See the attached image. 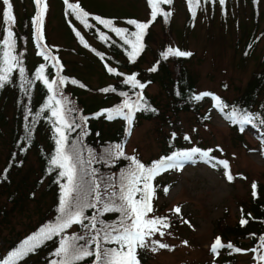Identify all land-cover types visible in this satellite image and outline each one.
<instances>
[{
    "label": "rangeland",
    "instance_id": "rangeland-1",
    "mask_svg": "<svg viewBox=\"0 0 264 264\" xmlns=\"http://www.w3.org/2000/svg\"><path fill=\"white\" fill-rule=\"evenodd\" d=\"M92 15L114 16L118 24L125 17H138L144 22L151 19V8L146 0H73ZM48 10L44 18V38L61 62V69L82 77L90 90L83 94L85 99H100L98 85L112 82L104 74L102 64L85 50L74 37L70 25L63 15L62 0H46ZM14 16L21 18L33 8L32 0H10ZM4 4L0 0V39L3 37ZM186 0H174L171 5V19L166 25L161 19L149 24L151 35L142 67L152 66L159 53L169 47L191 51L187 65L195 78L197 90L211 92L214 96L232 100L236 97L253 73L264 63V0H227L225 7L217 3L213 8L204 6L194 21H188ZM89 44L96 41L86 35ZM168 24V25H167ZM256 27L254 43L250 47V33ZM98 45V44H97ZM98 49V48H97ZM26 53V52H25ZM28 48L25 69L30 70L37 58ZM64 68V69H63ZM81 75V76H80ZM97 92V93H95ZM146 92L156 94L157 102L165 115L172 121L162 123L158 118L142 119L138 124H129L126 149L144 159L158 158L166 137L172 132L183 137L179 152L190 151L202 146L211 150L210 158L183 160V167L173 168L157 176L155 197L152 203L158 206L156 215L167 217L169 227L161 228L165 235L155 234L152 239L160 240L170 247L153 252L146 250V264H216L211 261L209 249L221 231V223L232 224L242 213V204L248 202L253 183H264V124L253 121L243 126L242 132L231 127L228 109H217L212 96L201 100L198 113L180 110L176 114L165 107L166 92L158 82L149 83ZM262 96V95H261ZM4 119L0 120V171L9 152V137L13 105L9 100L4 106ZM263 126V127H262ZM241 131V130H240ZM185 136L189 139H185ZM175 153V152H173ZM214 159L228 162L227 173L217 167ZM39 163L36 153L29 150L22 171L29 179H35ZM215 165V166H213ZM164 182V184H162ZM35 191V198L21 199L16 205L7 201L0 190V255L5 252L8 240L30 231L39 219L41 211L51 203V195ZM168 191L165 193L164 189ZM12 205V206H11ZM179 207L180 213L173 211ZM2 211L4 213H2ZM187 221V223H185ZM221 241L228 240L220 237ZM187 241V244L183 242ZM158 247V246H155ZM249 261L248 254L238 257L237 264Z\"/></svg>",
    "mask_w": 264,
    "mask_h": 264
},
{
    "label": "trees",
    "instance_id": "trees-1",
    "mask_svg": "<svg viewBox=\"0 0 264 264\" xmlns=\"http://www.w3.org/2000/svg\"><path fill=\"white\" fill-rule=\"evenodd\" d=\"M251 1L253 3L257 2V0ZM146 2L148 4V0H146ZM186 2L189 15L188 21L191 22L194 21V18L201 8L204 6H211L213 8L219 3V0H215L214 3L201 0L200 6L196 8L195 16H193L189 10L188 0H186ZM69 3L78 2L69 0ZM32 4V10L21 15L20 19H17V15L14 16L15 24L13 26V31L16 34V52L23 53V66H25V60L27 59L28 48L33 50L32 54L37 58L30 70L25 69V77L28 81H31V83L26 85V93L25 88L21 87V84L24 82L23 78H21L18 70H15L11 74L10 82L6 83L3 88H0V120L4 119L3 109L9 100L12 102L14 110L13 116L11 117L9 152L6 162L0 171V190L5 194L7 201L11 202L12 205H16L21 199L28 198L33 200L35 198V191L42 185L41 190L51 195V203L46 209L41 211L38 221L30 231L22 236H18L17 234L14 236V239L8 240L7 249L0 255V259L5 257L9 251L18 247L24 239L37 232L42 226L55 223L57 217L61 215L59 212L60 197L62 195L61 187L67 181L66 178L59 177L58 173L60 169L50 171V159L55 155L57 147L56 139L58 138V134L55 128L58 125L56 117L52 116L51 107H45V105L49 104L56 106L55 101L49 99L54 93L55 99L62 101V106L65 109L64 115L68 123L72 124V122L75 121V123L81 125V127H75L73 124L75 130L65 129L68 136L65 150L71 151L72 146L75 144L82 149V155L85 159L88 157V149L93 150L97 157V162H93L91 167L99 170L97 177L101 175L105 177L111 176L117 185L119 183L121 171L128 169L131 165V161L124 157L114 158V160L107 163L99 160V157L105 154V149L116 144H121L125 157L135 156L143 164L150 166L153 161H158L163 157L172 155L173 152L176 153L180 151V147L183 146L184 136L177 137L178 134L172 132L170 137L167 135L163 150L158 158L144 159L138 154L129 152L126 149L125 141L129 124L128 121L123 116H117L112 120H108L106 118L107 113L104 112V110L113 109L121 105L125 99L135 101L137 97L142 94L143 106L134 113L132 118L133 125L138 124L142 119L152 117L158 118L162 123L172 121L169 115H165V112L161 110L163 107L157 102L156 94H149L146 92L147 85L152 82H158L166 92L168 98L165 102V107L167 106L170 112L175 114L180 110H191L194 113H198L201 108L200 102L205 99V97H203L201 100L196 101L192 98L205 91L196 89L195 78L187 65L190 56H169L165 59L161 55V53L166 51L164 50L157 55L156 64L149 67L141 66V62L146 54L145 50H147L150 40V27L145 30L143 35L141 41L143 45L142 50L134 60L130 58L129 52L132 50L131 45L125 44L124 39H134L129 34L137 31V29L135 25H130L127 21L131 19L144 22L140 18L131 16L125 17L122 24H118L114 16L92 15L88 12L90 14L88 17V24L91 25V27H86L85 24L81 20L76 19L74 15H66V11L70 12V10L66 8L63 2V15L70 25L74 37L85 50H88L93 57L101 62V71L113 78L112 82L100 84L96 88V91L99 90L102 94L100 99H85L83 94L88 92L90 87L83 80V76L79 77L72 72L63 71L60 61L56 67H53L54 61L45 60L43 56L38 54L41 51H45L48 55L56 56L55 50L46 44L45 38L39 46L36 43L32 25V18L37 11L34 0H32ZM226 4L227 0H225L223 7H225ZM171 5L172 4H162L160 6L162 10L161 14L156 18L161 19L165 25L170 21L171 17L165 18L163 13H171ZM5 7L6 5H4V8ZM12 11L14 15L15 10H13V8ZM95 16L111 19L115 27L126 28L129 31L124 34V38L122 39L112 32L110 28H105L103 25L99 24L98 21L93 19ZM73 21L79 23L81 28L86 32V35L96 41L98 45L89 44L83 31L75 26ZM255 28L256 27H254L250 33V47H252L255 41ZM1 31L3 32V36L6 35V32L3 31V27ZM77 32L80 33V36L76 35ZM101 33H104L107 39L102 40L100 38ZM81 36L88 45L87 47H85V43L81 42ZM0 48H2V45H0ZM175 49L191 53L189 50L180 48ZM41 64L45 66L43 75L49 82L53 79L58 80L60 77H67L65 83L60 85L59 88L54 85V91H49L43 80L35 78ZM109 68L115 69V71L110 72L108 70ZM153 68L156 70L152 71ZM132 75H135L139 83L145 85L143 89L138 86L133 87L132 84L125 82L127 78ZM72 80H76L77 83H71ZM81 85H83V87H81ZM103 89H109V91L105 92ZM121 93H127V96H122ZM221 101L227 105L229 113H231L233 109H236L241 115L244 113L253 114L256 117V119H254L256 122L264 119V63L260 69L253 73L252 77L247 81L246 85L236 97L232 100L221 98ZM211 102L215 103V100L212 99ZM68 109H71V111H68ZM125 111H127V109H125ZM97 113L103 114L96 115ZM84 117H88L86 122ZM230 122L232 128L238 132H242L240 131L241 125L239 123H233L231 120ZM26 125L28 127H26ZM29 131L30 137L25 139V137L29 136ZM84 132L87 134L84 135ZM173 133H175V135H173ZM197 148L204 151L202 146L197 145ZM29 150L36 153V159L39 163L38 170H33V173L37 172L38 174L35 179H29L27 176L31 168L28 171H22V166ZM210 156L211 154H209V157ZM214 162L217 167L219 166L226 170L223 165L217 163V160L214 159ZM85 179H88V177H85ZM156 182L157 180L154 183V187L159 189L161 185L159 183L156 185ZM254 183L256 184L255 196L253 195L254 190H252L247 204H242V213L240 217L232 224L221 223L219 226L221 232L218 235L228 239L222 243L227 244L231 242L234 247H238L242 250H249L257 247L260 243V237L264 236V183H259V181H255ZM162 184H164V182ZM73 195H75V193H73ZM152 206L155 212L149 213V218L152 216H159V212L156 215L158 206L155 203H153ZM95 211V209H86L85 216L91 217L95 214ZM2 213L4 212L2 211ZM118 217L119 213L107 212L101 215L99 219L111 224L114 221H118ZM242 218L246 219L248 223L241 225L240 221ZM84 224H89V220H84ZM97 227L99 228L100 225L97 224ZM85 232L86 229L81 224H73L59 236H55L52 240L46 241L43 245L38 247L36 251L30 253L22 261H19L18 264H50L52 260H59L61 257L54 255V253L59 247L60 239L64 236L71 238L73 235H85ZM78 243H83V241H78ZM104 246L115 247L116 245L105 244ZM208 251L212 257L211 261L216 264H237L238 257L244 254H248L249 261L243 262L242 264H257V261L254 259V253L251 251L237 253L227 248L221 249L218 254H214L210 250ZM137 258L139 264H146L147 255L145 248L137 249ZM93 262L94 257H87L83 261L76 262V264H93Z\"/></svg>",
    "mask_w": 264,
    "mask_h": 264
},
{
    "label": "snow or ice",
    "instance_id": "snow-or-ice-1",
    "mask_svg": "<svg viewBox=\"0 0 264 264\" xmlns=\"http://www.w3.org/2000/svg\"><path fill=\"white\" fill-rule=\"evenodd\" d=\"M66 8L70 12L66 11V15L72 14L76 19L81 20L86 27H91L88 24L89 13L85 11L78 3H69V0H63ZM173 0H148V4L151 8V19L148 22H138L136 20H128L127 23L135 25L137 31L131 32L129 35L134 39H124L125 44L131 45V52L129 56L131 59L135 57L142 50V39L145 30L149 27V24L154 21L159 14H161L162 4H172ZM206 2H215V0H206ZM201 0H188L189 10L192 15L195 16L196 8L200 6ZM221 6L225 4V0H219ZM3 4L6 7L3 10V31L6 35L0 39V88H3L6 83L10 82L11 74L13 71L18 70L21 78H23L22 88H25L27 93L28 81L25 77V68L23 66L22 56L23 53L16 52V34L13 31L15 24V17L12 11V4L10 0H3ZM36 5V13L32 18V25L34 28V36L37 45L44 40V18L48 10L46 0H34ZM165 18L171 15L170 12L163 13ZM99 24L105 28H110L117 36L124 38V34L128 33V29L115 27L113 20L105 19L100 16L93 17ZM80 36V33H76ZM100 38L107 39L104 33L100 34ZM81 42H84L83 37H80ZM88 45L85 43V47ZM43 56L45 60H51L55 63L53 67L59 64V60L56 56L48 55L45 51L38 53ZM161 55L167 59L169 56L186 57L191 56L192 53L181 51L169 47ZM45 66L41 64L35 75L36 79L43 80L47 85L49 91H54L53 86L59 88L67 80V77H60L58 80L53 79L51 82L43 75ZM110 72H114L115 69L109 68ZM156 69L153 68L152 71ZM126 83L132 84L133 87H139L143 89L144 84L139 83L135 75L129 76ZM71 83L76 84V80H72ZM83 87V85H81ZM107 92L109 89H103ZM122 96H127V93H121ZM212 96L215 100V107L221 112L227 108V105L221 101V98L214 96L211 92H204L192 97L194 100L199 101L203 97ZM50 100L55 101L56 106L51 104L45 105V107H51L52 116L56 117L57 125L55 130L58 134L56 139V152L50 159V171L60 169L58 175L61 178H66V183L61 187V197L59 204L60 216L57 217L55 223L42 226L37 232L29 235L24 239L18 247L12 249L7 253L5 257L0 259V264H18L30 253L36 251L38 247L43 245L46 241L52 240L55 236H59L66 229L70 228L73 224H81L85 229V235L77 236L73 235L71 238L64 236L59 241V247L56 249L54 255L61 257L59 260H52L50 264H76V262L83 261L87 257H94L93 264H139L137 258V249H144L151 247L153 252L158 249L169 248L166 243H162L160 240H153L152 237L159 233L160 236L165 235L161 228L169 227L167 217L152 216L149 218V213H154L155 209L152 206V200L155 197V187L152 184L154 178L161 173L173 168L183 167V160H191L193 156L199 154V157L204 159L209 157V152L201 151L199 148H192L186 152H176L168 157H163L158 161H153L150 166L143 164L135 156L125 157L123 146L116 144L110 148L104 150V155L99 157V160L109 162L117 157H124L131 161V165L128 169L122 170L119 176L118 185L114 182L113 177L99 176L97 177L98 169L92 168L93 162H97V157L93 150L88 149V157L85 159L82 155V149L77 145H73L71 151L65 150V145L68 140V136L65 129L75 130V127H81L80 124L72 122L69 124L65 118V109L62 106V101L55 99V93ZM66 99V97H65ZM142 94L137 97L135 101L125 99L121 105L116 106L113 109H106L107 119L112 120L117 116H123L129 124L132 123L133 115L136 111L140 110L143 106ZM127 109V111H125ZM71 111V109H68ZM103 113H97L101 115ZM228 118L233 123H239L241 125V131L244 130L243 126L246 124H252L256 117L250 113L240 114L236 109H233L228 114ZM27 119V117H26ZM88 117H84L85 122ZM261 124H264V119L260 120ZM26 127H28L26 125ZM87 133L84 132V135ZM175 135V133H173ZM29 136L25 137L28 139ZM185 139L189 137L185 136ZM223 165L225 169L228 168V162L226 160H219L217 162ZM215 166V165H213ZM229 181L233 179L232 175L226 173ZM88 177V179H85ZM253 195L255 196L256 184L253 183ZM167 193L168 189H164ZM75 193V195H73ZM86 209H95V214L91 217L85 216ZM173 211L177 214L180 213V208L176 207ZM107 212L119 213L118 221H114L111 224L100 220L99 217ZM84 220H89V224H84ZM187 223V221H185ZM241 225L248 223L246 219H241ZM97 224L100 227H97ZM254 235V234H253ZM83 241V243H78ZM187 244V241L183 242ZM105 244H115V247H105ZM158 246V247H155ZM230 249L234 252L240 253L242 251H251L254 253V259L257 264H264V236L260 237V243L257 247L249 250H242L238 247H234L231 242L227 244L222 243L220 237H216L215 241L211 244L210 251L214 254H218L221 249Z\"/></svg>",
    "mask_w": 264,
    "mask_h": 264
}]
</instances>
